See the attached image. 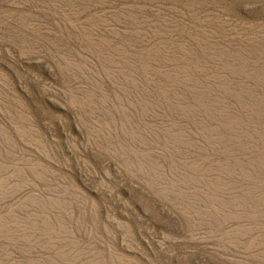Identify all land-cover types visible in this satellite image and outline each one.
<instances>
[{
    "label": "rangeland",
    "instance_id": "374dc122",
    "mask_svg": "<svg viewBox=\"0 0 264 264\" xmlns=\"http://www.w3.org/2000/svg\"><path fill=\"white\" fill-rule=\"evenodd\" d=\"M0 264H264V0H0Z\"/></svg>",
    "mask_w": 264,
    "mask_h": 264
}]
</instances>
